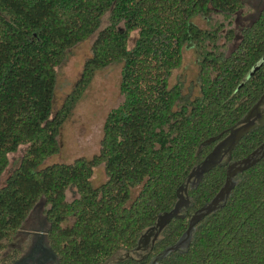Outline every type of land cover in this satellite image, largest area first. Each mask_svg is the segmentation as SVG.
Masks as SVG:
<instances>
[{
  "label": "trees",
  "instance_id": "obj_1",
  "mask_svg": "<svg viewBox=\"0 0 264 264\" xmlns=\"http://www.w3.org/2000/svg\"><path fill=\"white\" fill-rule=\"evenodd\" d=\"M241 7V0H0V176L8 154L27 145L0 187V239L15 233L43 200L59 264H105L119 251L135 250L142 232L174 207L179 187L213 148L204 141L235 125L264 93V61L254 69L264 57V9L239 28L228 55L216 45L221 25L209 31L192 21L214 9L232 14ZM107 12L109 24L52 114L55 67ZM134 30L138 37L128 48ZM235 38L228 29L227 41ZM202 40L212 48L200 60L201 95L176 109L180 88L169 86L171 71L181 65L183 47H199ZM117 61L123 101L105 118L99 153L42 166L58 152L59 128L95 72ZM263 142L264 125L240 139L231 161ZM101 163L107 179L94 186L93 168ZM226 174L227 165L206 172L188 187L192 204L184 217L170 220L147 256L124 255L115 264H150L182 236L191 214L215 196ZM235 180L225 203L195 225L188 247L157 264H264V156ZM69 187L78 197L66 201Z\"/></svg>",
  "mask_w": 264,
  "mask_h": 264
},
{
  "label": "rangeland",
  "instance_id": "obj_2",
  "mask_svg": "<svg viewBox=\"0 0 264 264\" xmlns=\"http://www.w3.org/2000/svg\"><path fill=\"white\" fill-rule=\"evenodd\" d=\"M242 9L233 14H227L219 10H211L208 15H198L192 21L201 29L212 30L221 25L216 45L218 51L228 55L237 43V38L227 41L228 29H233L239 37V28L249 24L255 18L257 10L253 0H241ZM109 24V12L100 20L98 29L86 40L78 42L65 50L62 62L55 67V86L52 98L51 113H55L66 101L72 92L76 81L79 79L85 61L92 55L93 42L99 31ZM122 26V24L120 25ZM138 37V30L130 33L128 48H133ZM212 48L207 40H202L197 47L196 43H189L183 47L182 62L178 68L171 71L169 86L178 85L180 88V100L176 109L186 102L194 100L201 95L199 78L200 60L205 50ZM122 62H111L97 70L82 92V95L71 107L69 114L61 124L57 142L59 150L49 156L42 166L53 163H72L76 158L90 159L100 151L103 137V126L107 114L123 101L120 92ZM27 145H20L15 152L8 154L9 164L0 176V187L14 171L20 162ZM107 179L105 165L101 163L93 168L90 178L92 185L99 186ZM140 187L131 190V199L135 197ZM78 197L75 187H69L65 191V200L71 201ZM44 211L47 206L43 200L38 201ZM127 252L119 251L105 264H115L117 259L126 255ZM135 257H143L146 250L136 249L130 253Z\"/></svg>",
  "mask_w": 264,
  "mask_h": 264
},
{
  "label": "water",
  "instance_id": "obj_3",
  "mask_svg": "<svg viewBox=\"0 0 264 264\" xmlns=\"http://www.w3.org/2000/svg\"><path fill=\"white\" fill-rule=\"evenodd\" d=\"M264 61V57L256 64L254 69L258 68ZM253 69V70H254ZM252 70V71H253ZM264 95L256 102V104L247 111V113L232 127L228 128L224 132L217 136L211 137L204 141L203 144L215 143L211 151L198 163L196 164L188 174V181L193 178L194 180L190 183V187H194L202 179L203 175L210 171L212 168L218 165H227L231 160V154L234 148L239 143L240 139L258 126L264 125V115L262 117L252 118L254 112L260 107ZM260 145L259 148H263ZM258 154L257 157H254ZM252 157H246L240 161H237L227 166V174L224 185L215 194V196L202 207L198 208L188 219V226L182 236L171 246L165 248L159 255H157L150 264H157V262L167 256L169 253L176 250H185L192 238V233L195 229V225L202 220L205 216L215 212L219 209L227 200L229 193L236 183V174L244 171L248 167L252 166L258 161L260 157L264 156V150L259 151L255 149L251 154ZM225 158V160H224ZM184 192V193H183ZM192 204L188 195L187 184L180 186L177 192V200L174 207L167 212L158 215L156 222L149 229H156L154 239L163 231L166 225L171 219L177 217H184L181 214L182 208H188ZM140 242V240H138Z\"/></svg>",
  "mask_w": 264,
  "mask_h": 264
},
{
  "label": "flooded vegetation",
  "instance_id": "obj_4",
  "mask_svg": "<svg viewBox=\"0 0 264 264\" xmlns=\"http://www.w3.org/2000/svg\"><path fill=\"white\" fill-rule=\"evenodd\" d=\"M253 4L257 12L255 18L250 21L247 25H250L255 20H257L264 9V0H253ZM241 9L242 7L239 10ZM239 10H237L236 12H238ZM242 27H240V29ZM237 37L238 35H236V38ZM263 95L264 93L262 94V96ZM263 115L264 97L262 99L260 107L257 109L256 112L253 113L252 118H257L258 116L262 117ZM257 149L259 151L264 150V145L262 149L259 147ZM249 156L252 157L251 155ZM257 156L258 154L254 155V157ZM235 162L237 161L230 160L228 164H232ZM193 180V178H191L189 181L186 180L184 186L187 184V187H190V183ZM41 208L42 206L40 202L38 204H34V206L28 212V215L26 216L20 227L16 230V232L13 233L10 237L0 239V264H59L58 255L55 250L51 247L48 241L50 225L47 221L45 210L42 211ZM188 208H182L181 214L184 215ZM149 228L142 232L138 239L140 240V242L137 241V246L135 248V250L139 247L143 250H146V254L143 255V257L147 256L148 252L161 235L160 233L158 237L154 239L156 229ZM135 250L127 252L126 256L130 255V253L134 252Z\"/></svg>",
  "mask_w": 264,
  "mask_h": 264
}]
</instances>
